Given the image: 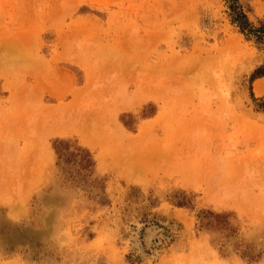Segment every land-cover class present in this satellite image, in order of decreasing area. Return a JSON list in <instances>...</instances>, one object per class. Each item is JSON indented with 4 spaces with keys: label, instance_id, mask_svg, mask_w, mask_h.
Wrapping results in <instances>:
<instances>
[{
    "label": "rangeland",
    "instance_id": "obj_1",
    "mask_svg": "<svg viewBox=\"0 0 264 264\" xmlns=\"http://www.w3.org/2000/svg\"><path fill=\"white\" fill-rule=\"evenodd\" d=\"M233 3L0 0V264H264V38ZM63 105L99 135L77 109L53 133ZM58 140L90 152L85 182Z\"/></svg>",
    "mask_w": 264,
    "mask_h": 264
},
{
    "label": "trees",
    "instance_id": "obj_2",
    "mask_svg": "<svg viewBox=\"0 0 264 264\" xmlns=\"http://www.w3.org/2000/svg\"><path fill=\"white\" fill-rule=\"evenodd\" d=\"M236 2L237 0H234V3L230 6L232 11V22L238 26L241 32L253 35L259 40L263 39L264 23H260L259 27L253 28L243 10L240 7H236ZM261 76H264L263 67L255 70L250 79L254 80ZM53 146L57 154L58 164L71 163L75 169V174L73 176L79 181L85 182L95 165L90 152L79 146L72 147V145L68 142L59 140L55 141ZM198 217L201 228L209 229L215 226L211 225V221H214L215 223L220 222L222 219L227 217V214H217L212 211H201Z\"/></svg>",
    "mask_w": 264,
    "mask_h": 264
},
{
    "label": "bare ground",
    "instance_id": "obj_3",
    "mask_svg": "<svg viewBox=\"0 0 264 264\" xmlns=\"http://www.w3.org/2000/svg\"><path fill=\"white\" fill-rule=\"evenodd\" d=\"M231 42H232V41H231ZM2 44H3V43H2ZM5 44H6V43H5ZM0 45H1V44H0ZM0 47H1V46H0ZM7 47L10 48V46H8V45H7ZM1 48H3V46H2ZM3 49H4V48H3ZM6 51H8V50H6ZM6 51H5V52H6ZM12 53H14V52H12ZM6 54H8V53H5V55H6ZM8 55H10V54H8ZM14 55H15V54H14ZM12 56H13V55H12ZM70 56H71V55H70ZM72 56H73V55H72ZM10 57H11V56H10ZM74 57H76V56H74ZM78 57H79V56H78ZM80 57H81V56H80ZM4 58H5V57H4ZM13 58H14V57H13ZM83 58H84V57H83ZM7 59H9V58H7ZM4 61L6 62V59H5ZM9 61H10V60H9ZM16 61H17V60H16ZM24 61H25V60H24ZM161 61H162V60H161ZM26 62H27V61H26ZM83 62H84V61H83ZM164 62H165V61H164ZM167 63H168V62H167ZM169 63H170V62H169ZM3 64H4V63H3ZM10 64H11V63H10ZM170 64H171V63H170ZM11 65H12V64H11ZM6 66H7V65H6ZM12 67H13V66H12ZM17 69H18V68H17ZM16 71H17V70H16ZM4 73H5V72H4ZM6 75H7V74H6ZM5 77H6V76H5ZM87 79H88V78H87ZM258 80H259V79H258ZM256 81H257V80H256ZM88 83H89V80H88ZM254 83H255V82H254ZM87 85H88V84H87ZM90 85H91V83H90ZM88 87H89V86H88ZM88 87H87V88H88ZM87 88H86V89H87ZM86 89L84 88V90H86ZM263 90H264V80L261 79V81L259 80V82H257V83L255 84V93L260 94ZM79 91H80V93H79ZM79 91H78V94H77V93H76V94H77V95L80 94L79 96H81L82 92H84V91H83V90H79ZM81 91H82V92H81ZM87 91H88V90H87ZM73 94H74V93H73ZM85 94H86V92H85ZM77 95H74V97L76 96V97H75L76 100L79 99ZM83 95H84V94H83ZM83 95H82V97H83ZM58 96H59V95H58ZM72 97H73V95H72ZM74 97H73V99L75 100ZM73 99H72V104L74 105L75 103H73ZM80 99H81V98H80ZM76 100H75V101H76ZM77 102H78V100H77ZM77 102H76V103H77ZM70 104H71V103H70ZM125 105H126V104H125ZM127 105H128V104H127ZM58 106H59V105H58ZM66 106H67V105H63V108L65 107L64 109H56V108L54 107V113L52 114V112H50V113L52 114V116H51V117H52V118H51L52 121H51V122H52L53 125H54V127H52V129H54V130H52L53 133H54V131H58V132L60 131V132H61V129L64 128L67 124H71V123H72L71 121H72L73 119H74V122H76V121H75L76 119L79 120V121H81V120L84 118V120L87 121V119H85V118H86V117L89 118V116H87V113H89V112L85 111L86 114H84V113H83L84 111H81V110L78 111L79 109H78V108H75V107H76V106H75V107H72V108H73L72 110H74V112H75L76 109H77L78 113L76 112V114H78V115H74L75 113H74L72 110H68V109L66 110ZM60 107H62V106H60ZM57 108H58V107H57ZM67 108L71 109L70 107H67ZM50 110H51V109H50ZM50 110H49V111H50ZM49 111H46V112L48 113ZM70 112H72V114L74 113L73 116L70 115V116L72 117L71 121H70V119L68 118V113L70 114ZM80 112H82V114H81ZM44 114H45V113H44ZM51 114H46V115H51ZM79 114H80V115H79ZM42 115H43V114H42ZM46 115H45V118H46ZM88 115H90V114H88ZM70 116H69V117H70ZM92 116H93V115L91 114V117H92ZM94 116H95V115H94ZM91 117H90V119H91ZM43 119H44V118H43ZM46 119H47V118H46ZM80 119H81V120H80ZM92 119H93V120H92ZM92 119H91V120H92L95 124H93V122H92V121H89V120H88V122H85L84 120H82V123H83V124H79L80 122L78 121V122H79L78 125H80V126L82 125V126H83L84 124L89 123V124H91V125L93 124V125L97 128L96 125H98V123L95 122L96 117H95V119L92 117ZM43 121H45V120H43ZM49 121H50V120H49ZM49 121H47V123H48ZM74 122H73V123H74ZM90 122H92V123H90ZM2 123H4V122L1 121V124H2ZM45 123H46V122H45ZM45 123H44V125H45ZM58 123H60V124H58ZM5 124H6V123H5ZM103 124H104V123H103ZM58 125H59V126H58ZM71 125H72V124H71ZM99 125H102V123L99 124ZM106 125H107V124H106ZM2 126H4V125L2 124ZM2 126H1V127H2ZM51 126H52V125H51ZM72 126H73V125H72ZM74 126L77 127L75 123H74ZM82 126H81V128L78 127V128H80L79 131H80V130H85V131H87V132H90V131L93 129V126H92V128H89L90 125L88 126L87 124L84 125V126H86V128H84V126H83V127H82ZM102 126H103V125H102ZM102 126H100V127L102 128ZM4 127H5V126H4ZM4 127H3V129H4ZM44 127H45V126H44ZM58 127H59V128H58ZM87 127H88V128H87ZM49 128H50V127H49ZM73 128H74V127H73ZM83 128H84V129H83ZM98 128H99V127H98ZM119 128H120V127H119ZM3 129H2V130H3ZM47 129H48V126H47ZM64 129H65V128H64ZM71 129H72V128H71ZM49 130L51 131V129H49ZM68 130H69V129H68ZM95 130H96V129H95ZM99 130H100V129H99ZM46 131H47V133H48V130H45V132H46ZM77 131H78V130H77ZM79 131H78L77 133H79ZM92 131H93V130H92ZM96 131H98V130H96ZM3 132H4V131H3ZM71 132L73 133L74 131L72 130ZM118 132H119V131H118ZM55 133H56V132H55ZM82 133H83V132H82ZM84 133H85V132H84ZM93 133H98V134H96V135H97V136L99 135V132H94V131H93ZM101 133H102V132H101ZM42 134H43V133H42ZM58 134H59V133H58ZM81 135H82V134H81ZM86 135H87V134H86ZM86 135H85V136H86ZM89 135H90V133H89ZM91 135H92V134H91ZM91 135H90V137H89V140L93 137V139H94L96 142H98V140L95 139L94 135H92V137H91ZM100 135H101V134H100ZM85 136H83V137L86 138ZM3 137H4V136H3ZM81 137H82V136H81ZM83 137H82V138H83ZM87 137H88V136H87ZM98 138H99V137H98ZM93 139H91V140H93ZM83 140H85V139H83ZM87 142H88V141H87ZM89 142H90V141H89ZM92 142H94V141H92ZM185 176H187V175L185 174ZM185 176H184V177H185ZM187 178H189V177H187ZM185 180H187V179H185ZM185 182H186V181H185Z\"/></svg>",
    "mask_w": 264,
    "mask_h": 264
}]
</instances>
